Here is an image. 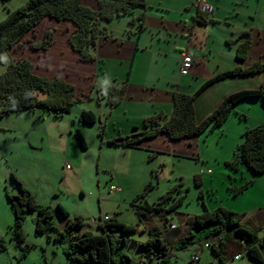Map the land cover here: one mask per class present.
<instances>
[{"label":"rangeland","instance_id":"rangeland-1","mask_svg":"<svg viewBox=\"0 0 264 264\" xmlns=\"http://www.w3.org/2000/svg\"><path fill=\"white\" fill-rule=\"evenodd\" d=\"M26 1H0V22L6 18L7 12L14 11ZM194 1L209 7L207 24L192 21ZM140 13H144L145 22L139 34L137 20L134 24L129 23L131 16L101 24L102 32L97 41L100 63L87 80L95 85L97 78L95 86L99 85L97 89L101 88L102 93L98 91L97 95V89L93 87L90 100L76 103L70 114L60 118L52 114L41 119L38 113L33 116L25 111L0 119V241L4 242L8 252L0 254V264L65 263L64 250L71 237L67 235L57 239L66 226L65 219L57 210L58 205L66 210L69 219H83V226L73 230L76 235L83 232L100 235L99 221L113 216L119 222L134 227L135 231L126 235L115 231V237L121 240L120 253L127 255L132 264H163L153 258L142 259L146 248L141 246L151 238L150 230L153 228L162 231L161 237L169 247L166 253L170 260L166 264H186L195 253L199 264H259L248 258L245 247L237 244L236 236H224V261L220 260L212 246H218V239L223 234L206 237L200 229L191 227V221L206 210L212 212L222 207L243 216V224L258 229L259 241L264 238V207H259L264 206V178L251 185L247 192L234 195V189L246 182H254L257 177L245 164L237 168L228 165L234 160L245 132L264 125L262 101L247 99L238 102L220 128H208L196 136L195 155L187 158L161 154L172 151L159 141L153 142V139L144 140L152 145L145 147L149 151L126 150L110 144V140L128 134L130 129L124 122L126 117L121 108L109 113L104 91L113 86V78L117 81L125 78L133 58L132 84L143 86L144 98L162 101L171 91L193 94L200 88L201 78L216 70L240 66L235 59L238 44L235 40L242 32H248L251 41L244 66L255 61L264 63V0H146ZM138 14L136 12L134 16ZM49 27L46 23L37 25L16 50L18 56L35 54L33 61L28 60L37 70L46 64H59L66 58L59 53H54L56 57L54 54L45 57L53 39L46 50L32 47L42 43L47 32L54 34L53 27ZM185 48L191 49L197 58L207 59L197 60L192 66L197 67L196 70L193 72L191 68L187 76L180 77V50ZM6 59H1L0 74L5 70ZM93 62L81 63L88 65ZM59 68L61 74L73 72ZM259 79V76H249L225 80L203 94L199 102H217L218 99H214L217 94L223 96L256 88ZM75 88L78 91L81 85ZM140 89L137 88L136 93L140 94ZM129 102L127 100L122 105L123 110L134 108ZM88 108L96 112L101 108L104 115L102 124L99 121L79 123V112ZM104 125L105 131L101 136ZM76 130L82 135L85 148L81 147ZM182 142L187 148H192L184 140L174 143ZM207 170L212 172L207 173ZM14 179L31 193L39 206L51 209L55 228L48 234L37 233L34 225L36 213L29 211L22 224L24 243L19 246L11 240L15 219L6 198V193L10 196L20 194ZM111 185L118 190L110 191ZM173 189L171 198L162 205L164 218L153 212L139 220L137 212L140 210L136 206H156ZM142 194H145L144 198L133 202ZM174 204V213H168ZM170 225H175L176 229H171ZM190 230L194 241L185 246H174L175 236L183 237ZM206 245H209L208 249H205ZM236 256L240 258L235 260Z\"/></svg>","mask_w":264,"mask_h":264},{"label":"trees","instance_id":"trees-1","mask_svg":"<svg viewBox=\"0 0 264 264\" xmlns=\"http://www.w3.org/2000/svg\"><path fill=\"white\" fill-rule=\"evenodd\" d=\"M5 2L7 0H0ZM83 0H27L22 6L14 11L7 12L6 18L0 22V62L6 57L7 63L4 72L0 74V119L15 112L34 111L43 109L60 118L70 113L72 107L77 103L85 101L88 97L79 93L74 86L54 77L47 79L33 73V65L28 58L13 59L9 57V52L17 45L21 44L25 36L33 32L35 27L44 18L55 21H68L74 29L70 33L67 41L71 50L77 55L79 62H93L95 60V50L99 34L102 32L101 24L110 22L115 18L122 16H132L136 9L145 8V0H96V8L89 9L82 4ZM137 20V31L143 28L142 22L144 14L131 17L130 24ZM193 20L205 25L209 19V13L198 10L193 16ZM53 33L47 32L42 43L32 46L35 49L46 50L52 42ZM238 42L236 48V60L243 61L246 58L250 46V35L248 32L241 33L235 40ZM229 44L230 42L227 41ZM264 72V64L256 62L248 68H234L221 73L208 80L196 93L183 94L173 93V108L170 115L158 113L143 120L142 129L138 139L129 140L128 138H117L110 140V144L123 147H135L140 140L150 139L158 134H165L169 140L176 141L194 138L208 128H220L228 118L233 107L242 100L256 99L264 104V80L259 88L252 90H241L229 94L219 103V105L200 123L195 118V99L196 96L211 84L236 76H251ZM127 82L110 86L106 91V103L110 108L109 113L121 103L125 95ZM164 119L163 122L161 120ZM80 120L85 124H94L101 122L100 117L94 115L89 110H83L80 113ZM104 133V126L102 128ZM137 130V129H135ZM76 136L82 148H85V141L78 130ZM243 141L237 147L234 160L228 163L229 166L237 168L240 164L246 167L254 174L264 173V125H257L248 130L242 137ZM15 180V179H14ZM19 188V195L10 196L6 193V198L11 205L14 214V227L12 229V241L18 246L24 243L22 224L25 215L29 211L36 213L35 230L37 233L48 234L55 230L52 223V211L49 207L39 206L35 198L22 187L20 182L16 181ZM248 188V182L244 186L234 189V195L243 193ZM175 189L166 193L156 206L146 204L145 206H136L139 220L145 215L153 212L159 213L163 217V207L174 193ZM145 194L136 197L133 202L144 198ZM181 202V199L178 201ZM175 204L169 208L168 213H174ZM57 210L66 221L63 232L58 234L57 239L69 235L71 240L64 250V256L67 264H132L130 258L121 254L120 242L115 237V231L121 234H128L135 231V228L119 222L113 216L99 221L100 235H94L91 232H83L81 235L73 234L75 228L83 226V219L77 217L69 219L68 213L60 205ZM145 213V214H144ZM236 213L218 207L212 212L205 211L201 216L194 217L191 221L192 228H198L204 232L206 237L223 234L218 242V246H212L213 251L222 258L224 249V236L237 237V244L245 247L248 258L251 261L264 263V238L258 240V229H253L243 224L242 218ZM171 226V225H170ZM169 226V227H170ZM175 226V225H174ZM207 227V228H205ZM173 229H176L174 227ZM151 238L141 248H146V254L142 259H155L166 264L170 259L167 257L168 245L161 232L157 228L150 230ZM225 233V234H224ZM178 237V238H177ZM177 240L174 246H185L194 241L195 237L190 230L183 237L175 236ZM124 242V240H122ZM209 247V245H208ZM4 242L0 241V251L4 250ZM198 264V263H197Z\"/></svg>","mask_w":264,"mask_h":264},{"label":"crops","instance_id":"crops-1","mask_svg":"<svg viewBox=\"0 0 264 264\" xmlns=\"http://www.w3.org/2000/svg\"><path fill=\"white\" fill-rule=\"evenodd\" d=\"M197 3L200 4L201 6H206V4H204L203 2H199V1H194L193 2L192 7L195 9V12H194V14L191 17H192V21L194 23H196V22L193 20V16L196 14V12L198 10L203 11V10H201L198 7ZM82 4L85 7L89 8V9H93V10L97 6L96 0H83ZM145 4H146V0H145ZM204 11L209 13V7L206 6ZM136 12L141 14L140 13L141 9L134 10L133 11V15L131 17H135L134 14ZM144 22H145V16H144V20L142 22L143 28L141 30L144 29ZM45 23L48 25V27L49 26L53 27L51 29L54 30L53 42H52V45L49 47V49L46 51V56L45 57H48L50 54L53 55L54 53H59V55L60 54L65 55L66 58H65L64 61H61V63H59V64L53 63L54 65H52V64H46L45 63L46 65L45 66H41L40 70H37L33 66V73L38 75V76L44 77V78L46 77L47 79H52L54 77L61 78V80L65 81V82H67V83H69V84H71L72 86H75V87H78L79 85H81V89L78 88V91L80 93H82L83 95L88 97L86 100H90L91 97H92V95H91L92 88L95 87L97 89V87H99V85L95 86L97 84L96 83V81H97L96 79L97 78H95V85H93L92 82L87 80L88 75L92 74L93 71H95L96 66L100 63V58H99L100 55H98V53H97V45H96V50H95L96 60L93 63H89L88 65L83 64V63L78 61L77 55L74 54V52L71 50V48L68 45V41H67V38H68L69 34L73 31L74 26L68 21H60V22H58V21H54V20L49 19V18H44L43 20H41V22L38 25L42 26V24H45ZM50 27H49V29H50ZM141 30L137 31L138 34L141 32ZM229 42L231 43V41H229ZM226 43H227V41H226ZM20 46L21 45L15 46L9 52V57L13 58V59L29 58L30 61H33L34 57H36L35 54H33V53H32L33 55H30V57H29V55L28 56H24V55L23 56H18V55H16V50ZM237 46H238V44H237ZM237 46H236V48H237ZM250 46H251V41H250ZM250 46H249L248 51L251 48ZM187 49L192 53V59H193L192 66L195 63L198 62L197 60H206L207 59L205 57H201L199 59V58L196 57L195 53L193 54L191 49H189V48H187ZM183 51L184 50H180V59H181V55H182ZM248 51H247V54H246V58L243 61L237 60V61L240 62V64H238V65L243 67L242 68L240 66H237L238 68L244 69V68H248L249 66L253 65V63L254 64L256 62L261 63L260 61H255V62H252L250 65L244 66V63L246 62V59H247ZM54 56L56 57L55 54H54ZM70 65H72V67H74V68L71 67V71H73L72 72L73 76H71L72 74H61V72H59V69H60L59 67H63V69L65 71H70ZM132 65H133V58H132V60L130 62L128 70L126 71L125 78L123 80L117 81V80H115V78H113V85H115V84L121 85V83H123L125 81L127 82L124 98H123V100H121V103L118 106L113 108V111L115 109H117V108H121L120 111L123 112V114L126 117L124 122H127V124L129 125V129H130V132L128 134H125L124 136H119L118 138H128L129 140H134V139L136 140V139H138L140 137L139 134L141 133V131H144V129H142V123H143L144 119H147V118H149L151 116H154V115H156L158 113H165V115H167V116L170 115V113H172L171 111H172V108H173V98H174L173 97V93H175L177 91L168 92L167 93V97H165V99H163L162 101H160V100L156 101V100H153L152 98H149V99L144 98V96H142L143 93H144L143 92V86L142 85L141 86H137L136 84H132V80H133V75L131 74L132 73L131 70H133L132 69ZM192 66H191V68H192ZM237 67H235V68H237ZM196 68L197 67L192 68L193 72H194V70H196ZM229 70H232V69H229ZM229 70H216V71L212 72V74H210L209 76H206L205 78H201V80H200L201 82H199V86L198 87L201 88L206 82H208V80L214 78L215 76H217V75H219L221 73L229 71ZM188 74H189V71L186 74L179 75V76L180 77H185ZM86 75H87V77H86L87 81H85V76ZM251 76H259L260 77L259 85L256 88H248V89H244V90L257 89V88H259L260 83L262 82V80H264V72L258 73V74H254V75H251ZM240 77H249V76H236V77H231V78H227V79L215 82V83L211 84L210 86L206 87L204 90H202L196 96L194 105H195V118H196V121L198 123L203 121L219 105V103L226 97L227 94H225L223 96H219V94H217V95H215V98H214V99H218L217 102H206L205 104H202V103L199 102L200 97H202V95L205 94L206 92H209L210 90H213L215 88V86H217L218 84L225 82V80L226 81L227 80H236V78H240ZM88 87H89V89H88ZM137 88H141L140 89V91H141L140 94L136 93V89ZM108 89L109 88H106V90L104 92H106ZM199 89H197V91ZM98 91H99V93H102L103 90H101V88H98L97 89V95H98ZM239 91H241V90H239ZM196 92H194V93H196ZM216 92H218V91H216ZM236 92H238V91H236ZM233 93H235V92H233ZM183 94H186V93H183ZM189 95H191V94H189ZM96 99L98 101H100L98 98H96ZM127 100L131 101L129 103L133 104L132 105V106H134L133 109H130V108L128 109L126 107L123 110L122 105L124 103H126ZM82 102H84V101H82ZM99 103H101V101ZM210 104L212 106H209ZM99 107H101L100 104H99ZM83 110H89L92 113H94V115H97L98 117H100V119H101L100 123L102 124V120L104 119V117H103L104 115L102 113L101 108L97 112L92 110L91 108L82 109L79 112V123L81 122V124H84L80 120V113ZM22 112H25V111H20V112H15V113L17 114V113H22ZM27 112H31V114L33 116L36 113H38L41 116V119L44 118L45 116H50V115L52 116V114L48 113L47 111H46L47 113H45V110L36 111V109H35L34 111H27ZM70 113H71V111H70ZM70 113H68V114H70ZM163 121H164V119L161 120V122H163ZM104 128H105V125H104ZM135 129H137V130H135ZM151 139H153V142H155V143H156V141H159V142L163 143L164 145H166L168 147V149H170V151H172V152H169V153H161V154H165V155H168V156L172 155L173 157H187V158L190 157V156L192 157V155H195V154H193V152H194V147H195V143H196V137L189 138V139H183L185 142H189L190 146L192 148H187L186 146H184L183 142L182 143H174L175 141L169 140L168 137L165 134H158L157 136H155L153 138L144 139V140H151ZM112 140H114V139H112ZM144 140H140L141 142L139 141L138 143H136L137 145H135V147H132V148L123 147L120 144H118L116 146H120V147H122L123 149H126V150H135V151L145 150V151H149L145 147H147V146L150 147L152 145L148 144ZM176 149H179V150H176ZM159 151H161V150H159ZM254 176H256L257 178H256V180L254 182H248V188H247L246 192L250 189L251 185H253L256 182H258L259 179L261 180L262 178H264V173L263 174H255ZM111 186H113V185H111ZM259 207L262 208L264 206H259ZM158 231H160L162 233L161 230H158ZM165 232H167V231H165ZM177 238H174L173 242H175L177 240ZM220 239L221 238L218 239V242H219ZM205 249H208V248H205ZM3 253H8V252H7L6 249H4V250L0 251V254H3ZM194 255H197V253H195ZM64 264H67L66 259H65V263Z\"/></svg>","mask_w":264,"mask_h":264},{"label":"built area","instance_id":"built-area-1","mask_svg":"<svg viewBox=\"0 0 264 264\" xmlns=\"http://www.w3.org/2000/svg\"><path fill=\"white\" fill-rule=\"evenodd\" d=\"M198 7L201 9V10H205V7L206 6H201L200 4H198ZM192 63H193V59H192V53L188 50V49H185L183 52H182V55H181V62H180V65H179V69H178V73L179 75H184L186 74L189 69L191 68L192 66ZM208 172L207 173H211L212 171L210 170H207ZM118 189L114 186H110V191H117ZM175 226L174 225H171L170 228L173 229ZM206 248H208V246L206 245L205 246ZM240 257L239 256H236L235 257V260H238ZM199 261V257L197 255H193L191 256L190 260L186 263V264H197Z\"/></svg>","mask_w":264,"mask_h":264}]
</instances>
